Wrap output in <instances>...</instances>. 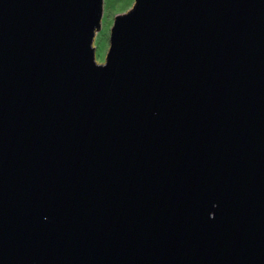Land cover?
Returning <instances> with one entry per match:
<instances>
[{
  "label": "water",
  "instance_id": "water-1",
  "mask_svg": "<svg viewBox=\"0 0 264 264\" xmlns=\"http://www.w3.org/2000/svg\"><path fill=\"white\" fill-rule=\"evenodd\" d=\"M0 0V264H264V0Z\"/></svg>",
  "mask_w": 264,
  "mask_h": 264
},
{
  "label": "rangeland",
  "instance_id": "rangeland-1",
  "mask_svg": "<svg viewBox=\"0 0 264 264\" xmlns=\"http://www.w3.org/2000/svg\"><path fill=\"white\" fill-rule=\"evenodd\" d=\"M134 0H102L99 27L95 30L92 44L94 59L103 62L109 45V33L117 12L127 9Z\"/></svg>",
  "mask_w": 264,
  "mask_h": 264
}]
</instances>
